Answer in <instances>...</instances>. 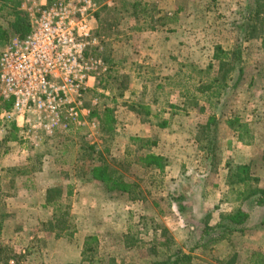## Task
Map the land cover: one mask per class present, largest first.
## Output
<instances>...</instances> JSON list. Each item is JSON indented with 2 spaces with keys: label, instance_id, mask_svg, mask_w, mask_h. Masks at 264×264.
I'll list each match as a JSON object with an SVG mask.
<instances>
[{
  "label": "rangeland",
  "instance_id": "1",
  "mask_svg": "<svg viewBox=\"0 0 264 264\" xmlns=\"http://www.w3.org/2000/svg\"><path fill=\"white\" fill-rule=\"evenodd\" d=\"M95 1L96 43L88 53L107 68L86 95L97 127L28 137L0 120V244L23 253L26 264H155L179 251L194 264H218L235 244L208 249L238 233L249 242L236 245L230 264L264 262L250 246L262 235L250 228L254 213L230 201L242 187L239 172L248 173L249 194L264 189V0ZM16 3L31 24L28 0H0V52L24 38L10 28ZM151 27L167 37L159 43L171 53L150 71L147 64L144 79L135 63L149 51L141 37ZM216 48L229 54L223 64L213 59ZM211 83V92L198 91ZM127 105L151 118L148 138L126 128L137 122L128 114L121 120ZM103 167L127 189L107 191L97 178ZM53 203L69 214L63 232ZM189 204L201 215L193 226ZM238 210L248 215L243 230L212 243L208 224L228 223ZM177 237L183 249H175Z\"/></svg>",
  "mask_w": 264,
  "mask_h": 264
},
{
  "label": "built area",
  "instance_id": "2",
  "mask_svg": "<svg viewBox=\"0 0 264 264\" xmlns=\"http://www.w3.org/2000/svg\"><path fill=\"white\" fill-rule=\"evenodd\" d=\"M28 2L30 32L0 52V99L13 101L10 110L0 111L1 122L28 137L53 136L68 126L95 129L86 95L107 71L101 58L88 53L96 43V1Z\"/></svg>",
  "mask_w": 264,
  "mask_h": 264
},
{
  "label": "trees",
  "instance_id": "3",
  "mask_svg": "<svg viewBox=\"0 0 264 264\" xmlns=\"http://www.w3.org/2000/svg\"><path fill=\"white\" fill-rule=\"evenodd\" d=\"M54 0H48V3L53 2ZM20 3H16L14 5V21L10 25V28L16 33L19 34L20 37H26L31 30V24L29 23L28 16L24 11L19 10ZM250 18V17H249ZM249 20V19H248ZM154 30V27H151ZM229 58L228 52L222 51L221 48H216V52L213 55V59L221 64H223ZM214 88V84H205L200 85L198 87V91L205 95L207 92H211ZM13 101L6 100L2 101L1 109L10 110L12 107ZM152 145L150 140H141V146L149 147ZM159 164L161 161H164L161 157H153ZM163 166V167H162ZM160 168L163 169L164 165H160ZM246 166L239 167V170L245 169ZM109 171V172H107ZM248 173L243 171L239 172L235 175L236 182L238 184H245L249 182V178L247 177ZM97 178L101 180L106 187V190L109 192L113 191H125L127 186L123 181V177L119 175L115 171H110L107 167H103L97 172ZM250 197H257L255 200L258 202L260 206L264 208V189H258L249 194ZM54 208V219L56 220L55 228L59 232H63L68 227L67 211L63 212L61 208L57 207L56 203L52 204ZM228 223L222 222L218 224L216 227H206L204 234L209 236L208 233L213 231L216 233L214 238H211L210 241L215 243L217 241H221L227 239L230 235H232L236 231H242L245 222L248 219V215L241 210H238L236 213L232 215H228L226 217ZM257 256V255H256ZM259 257V256H258ZM260 258V257H259ZM257 258L256 261H252V264H264V262L260 263V259ZM0 264H26V259L23 253H15L8 244L1 245L0 244ZM155 264H194L193 257L191 254H186L182 251L174 253L170 256L169 259L158 262Z\"/></svg>",
  "mask_w": 264,
  "mask_h": 264
},
{
  "label": "crops",
  "instance_id": "4",
  "mask_svg": "<svg viewBox=\"0 0 264 264\" xmlns=\"http://www.w3.org/2000/svg\"><path fill=\"white\" fill-rule=\"evenodd\" d=\"M39 2L41 5H44V4L48 3V0H39ZM141 38H142V42L144 43L145 47H147L149 51H148V53H146L147 55L145 57H143V58L138 57L137 62L135 64H136V66H140V68H142L144 70V72H143V70H140V72H143V74L145 76L144 79L145 78L147 79L149 71L152 68H154V64H158V66H160L161 60L167 56H170L171 52L167 53V52L163 51L165 47H163L159 42H160L161 38L166 39L167 37L162 35V33L160 31H158V29L153 30L152 32L143 33ZM160 45L162 48H160ZM147 64H149V66L151 64V66H153V67H150L148 69ZM147 69L149 71H146ZM146 89H147V87L144 86L145 91H146ZM136 108H137V106L134 107L133 105H127V107L126 106L122 107L121 108L122 111L120 113L121 114L120 118L123 121L122 115L127 116V114H128V116H130L128 118L129 120L132 117L134 119V121L138 122V123L134 122V124H132L131 122L126 124V122H125L126 128L130 131V133L131 132L134 133V137H142V138L147 137L148 138L149 135L146 134V132L149 131L148 124L149 123L151 124L152 120H151V118H146V117L144 118V116H141ZM117 113H119V111ZM154 126L158 127V129H161V128H164L166 125L163 123H157V125L155 124ZM158 156L164 157V155H158ZM239 186H242V187L238 191V197H236L233 202H232V199L230 200L231 206H233V208H236V207L237 208H248V209L252 210V213H254L252 215V220H251L253 224L250 222V228L254 226V228H255L254 232H256L258 234L262 233V235H260V239L256 238V241H253V239L251 240V242L255 243L254 245H250L252 247V249H254L252 254L257 252V253H261L264 255V225L261 224V222H262L261 213L263 212L262 206H260L258 204V202H256L255 199H253L254 197L249 196L248 189H250V185H248V182L245 184H240ZM194 197H196V196L188 195V197H186V198L188 201H193ZM195 209H196L195 206H193L192 204H189V206H188V210H190L189 220L191 221L192 226H193V224H196V220L199 219V217H201L200 212H196ZM182 215L183 214H181L180 216H182ZM208 226H209V224H208ZM176 230H177V228H176ZM178 233L180 235H183V234H185V231L180 230V232H179V228H178V230L175 234L178 235ZM245 234H247V232ZM248 238H249L248 236H245V235L243 236L241 234L236 233L228 241H222V242L218 243L216 246L210 247L208 249V251L209 250L211 251L215 248L224 249L227 246H231V249H232L234 247V244H235L236 249H233L234 251L232 250L233 253L230 256H228L232 252L231 251L228 253V255H226L224 257V258H226L228 256L226 259H224L225 261L226 260H228V261L222 262L224 260L221 259L222 260L221 263H218V264H230V259L232 258V256L236 255V253H240V251L237 250L238 248L236 247V245L239 244L241 240H243L244 242H246V241L249 242ZM176 240L178 242L175 246V249L176 250L177 249H179V250L183 249L185 239L183 237L182 238L177 237ZM256 243L259 246H257Z\"/></svg>",
  "mask_w": 264,
  "mask_h": 264
}]
</instances>
